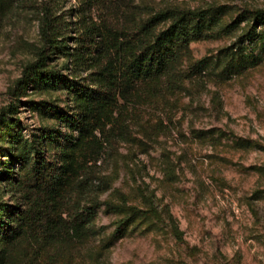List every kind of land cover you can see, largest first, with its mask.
Returning a JSON list of instances; mask_svg holds the SVG:
<instances>
[{"label": "rangeland", "instance_id": "obj_1", "mask_svg": "<svg viewBox=\"0 0 264 264\" xmlns=\"http://www.w3.org/2000/svg\"><path fill=\"white\" fill-rule=\"evenodd\" d=\"M103 1L91 8L95 20L119 19L127 3L140 7L136 18L169 6L222 5L228 10L224 24L244 10L264 9V0ZM44 6L75 20L80 4L16 0L0 22V111L10 104L16 109V123L7 121L0 128L1 152L9 134L30 137L43 126H58L57 120L40 115L33 102L64 106L61 91L27 88L14 94L24 64L34 58L31 44L39 41L38 12ZM245 30L244 21L231 34L192 42L180 70L232 43L242 44ZM243 44L259 54L255 66L227 80L214 72L189 78L181 88L132 109L130 139L106 150L97 164L101 180H95L94 189H104L99 199L109 203L97 211L98 233L78 247L42 251L34 264H264V42L254 47L247 39ZM63 60L59 56L53 62ZM55 154V149L46 151L47 163ZM3 190L0 185V197L9 203ZM131 207L144 213L129 217ZM127 217L125 234L114 241L113 232ZM29 259L20 256L14 264H30Z\"/></svg>", "mask_w": 264, "mask_h": 264}, {"label": "trees", "instance_id": "obj_2", "mask_svg": "<svg viewBox=\"0 0 264 264\" xmlns=\"http://www.w3.org/2000/svg\"><path fill=\"white\" fill-rule=\"evenodd\" d=\"M15 1L0 0V22ZM104 2L78 0L75 20L52 6L39 9V41L31 44L34 58L24 64L14 94L27 88L61 91L64 106L33 102L40 115L57 120L58 126H43L30 137L9 134L6 150H0V185L11 197L9 203L0 197V264H14L20 256L34 264L42 251L78 247L98 233L97 211L109 203L99 199L104 189H94L95 180H101L97 164L106 150L130 139L129 116L136 105L181 88L189 78L214 72L227 80L259 61L254 48L243 43L248 39L255 47L264 42L262 8L244 10L224 24L228 10L222 5L169 6L136 18L140 7L127 3L119 19L95 20L91 8ZM244 21L242 44L232 43L180 70L192 42L231 34ZM59 56L64 57L61 65L53 62ZM15 112L11 104L1 109L0 128L7 121L16 123ZM49 149L56 154L47 163ZM129 211L132 218L144 213L134 207ZM129 217L113 232L114 241L125 234Z\"/></svg>", "mask_w": 264, "mask_h": 264}]
</instances>
